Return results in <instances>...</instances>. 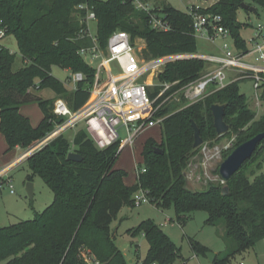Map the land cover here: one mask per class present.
Segmentation results:
<instances>
[{
	"label": "trees",
	"instance_id": "obj_1",
	"mask_svg": "<svg viewBox=\"0 0 264 264\" xmlns=\"http://www.w3.org/2000/svg\"><path fill=\"white\" fill-rule=\"evenodd\" d=\"M244 3L264 10V0H218L212 7L197 10L203 15L220 16L221 25L229 30L242 52L248 50L240 37L243 24L238 22V11ZM80 6L88 9H79ZM88 10L95 13V37L103 49L113 33L122 31L130 34L132 41L137 37L146 41L144 58L148 61L169 55L198 54L192 15L164 0H157L150 13L136 9L133 0H0V19L9 35L15 37L23 60L22 66L15 70L18 54L5 47L0 49V131L9 150L34 148L65 121L54 114L56 100H64L77 112L92 98L95 69L79 53L94 45L85 22ZM255 13L258 14V9ZM153 15L160 17L168 29H154ZM207 65L198 58L167 63L159 84L175 85L158 103L198 81ZM54 66L72 74L81 73L84 79L70 90L67 83L52 74ZM240 81L215 92L213 86L203 100L186 108L178 110L170 102L162 107L159 111V116L164 117L162 142L159 144L153 138L145 142L142 155L146 171L141 172L139 166L134 186H127L124 182L127 173L115 168L119 141L101 150L86 128L75 136L73 145L63 134L30 155L26 159L31 171L27 181L33 182L39 176L54 200L44 212L36 213L33 220L0 228V264H85L80 257L82 248L89 249L105 264H130L114 244L111 225L125 206H135L133 197L139 190L158 209H174L180 225L197 211L208 214V226L224 223V236L231 241V248L227 254L218 255L213 264H233L235 255L254 248L264 240V141L224 185L195 192L188 187L185 176L199 152L194 148L192 122L200 129L201 137L210 136L217 143L236 137L235 148L264 133V114L256 119L246 95L240 91ZM45 89L53 91L55 98L45 100L35 94ZM160 90L150 93L151 99ZM259 90L264 102V82ZM34 103L43 112L37 127L21 113L22 106ZM214 104L226 105L225 121L231 127L221 137L214 127L211 111ZM158 148L163 154L156 153ZM71 152L81 155L83 161H69ZM128 233L132 237L144 236L149 244L142 264H188L180 249L152 220L142 222ZM191 247L196 255L210 252L194 240Z\"/></svg>",
	"mask_w": 264,
	"mask_h": 264
},
{
	"label": "rangeland",
	"instance_id": "obj_2",
	"mask_svg": "<svg viewBox=\"0 0 264 264\" xmlns=\"http://www.w3.org/2000/svg\"><path fill=\"white\" fill-rule=\"evenodd\" d=\"M164 1L182 12H187L192 5L198 7H212L217 2L216 0ZM247 3H249V1H247ZM152 5L154 6V3ZM255 8L258 9V14L247 12L243 9L238 11V22L243 24V27L240 30V37L246 42L247 49L251 48V40L254 38L258 28L260 26L264 27V10L259 7ZM89 26L91 33L95 35L96 22L91 21ZM224 42L230 46L234 53L241 52L236 47L232 36L224 41L220 40L215 43L197 36V51L198 53L205 55H220L222 53L221 47ZM133 43L138 50L140 59L143 60V62H147L148 60L144 58V52L147 48L146 41L137 37L133 39ZM5 45L10 51L12 50L13 53L18 54V60L15 65V70H17L22 66L23 60L19 54L18 44L15 37H8L5 40ZM179 56L189 55H169L151 62H159L161 60ZM85 62L91 67L98 66V62H91L88 58ZM166 65L167 63L158 67L154 72H151L141 80V82L148 85L149 94L155 93L157 89H161L159 93L160 97L167 91V89L172 87V84L168 83L159 84L160 74L164 71ZM209 67H211V65L208 63L203 74L209 71ZM52 74L62 82L67 83L66 86L68 89H74L72 86L73 84L68 81L72 76L70 71L54 66L52 68ZM240 91L246 95L249 101V108L256 113V119H259L264 114V102L260 98V92L254 87V79L247 78L240 81ZM35 94L45 100H49L50 98L54 99V92L49 89L36 91ZM170 97L172 100L169 104L176 105L178 110L186 108L188 105L192 104L188 98V91L185 87L174 91ZM91 102L90 98L88 104ZM21 113L26 115V117L28 116L34 127H37L43 119V112L36 103L22 106ZM84 128L85 124L84 122H81L75 128L65 131L64 135L71 145H73L75 136ZM118 130L121 138H125V130L122 128H118ZM150 138H153L160 144L163 139L162 127L156 126L146 129L138 137L134 145L127 146L119 152L120 154L115 163V168L124 170L127 173L124 182L129 187L134 186L137 183L139 166L141 169L145 166L142 155L143 147L145 142ZM202 139L204 140L203 146H206L212 153H214L215 158L211 161H207L202 153V149L199 148L198 155L191 160L186 173V178L188 187L195 192L205 191L212 185L221 186L219 175L220 166L227 159L226 155L235 150L237 143L236 137L225 139L221 143H217L216 140L211 139L210 136H202ZM120 149L121 148L119 147V150ZM24 151H19L16 148L9 150L7 142L0 131V166H7V163L9 164L11 159L16 157V155H22ZM29 174H31V171L26 160H24L10 171L8 174L10 180L5 182L0 188V228L11 226L21 221L33 220L36 213L44 212L48 206L52 204L54 195L39 176H36L34 181L31 182L34 185V196L32 199L29 198L27 193V184L29 183L27 177ZM207 219L208 214L205 211H197L187 223L180 225L177 222V216L174 209L162 210L150 203L134 207L125 206L118 214L117 219L112 223L111 234L115 246L121 251L123 257L128 263L133 261L131 264H142L146 259L149 244L144 236L138 235L137 237H132L128 232L138 228L142 222L152 220L163 229L169 239L180 249L181 256L187 260L188 264H211L206 254L196 255L193 252L191 241L194 240L201 243L208 247L210 252L220 256L227 254L230 250L231 241L224 236V223H220L216 227L208 226L206 225ZM232 263L264 264V240L258 242L254 248L247 252L235 255Z\"/></svg>",
	"mask_w": 264,
	"mask_h": 264
},
{
	"label": "built area",
	"instance_id": "obj_3",
	"mask_svg": "<svg viewBox=\"0 0 264 264\" xmlns=\"http://www.w3.org/2000/svg\"><path fill=\"white\" fill-rule=\"evenodd\" d=\"M133 4L136 9L148 13L154 9L151 0H133ZM199 8L201 7L192 5L187 11L193 17L196 37L200 36L215 43L220 40L224 41L231 36L229 30L221 25L222 18L220 16L200 14L197 11ZM79 9H88V7L80 6ZM91 21L96 22V16L93 11L88 10L85 22L88 24V36L93 40L94 45L90 48L81 49L79 53L85 60L88 58L91 62H98V66L93 67L95 79L91 89V97L96 96L94 101L87 103L81 110L73 112L64 100H56L54 114L65 118V121L57 125L34 148L26 151L27 153L19 161L0 169V188L10 180L8 174L19 163L55 138L63 135L65 131L75 128L81 122H84L86 131L99 149H106L119 141L121 148L119 152L127 146L134 145L146 129L162 126L164 117L159 116V111L172 98L169 95L161 103L158 101L171 87L162 96L159 97L158 95L155 99H151L148 85L141 80L158 67L175 61L180 56L159 62H151L154 60L143 62L130 34L122 31L113 33L108 39L106 48L103 49L99 47L95 35L90 31L89 23ZM152 27L157 30L168 29L163 20L155 15L152 16ZM263 28V26L258 28L251 40V48L246 52L234 53L230 46L224 42L220 55L197 54L180 57L183 59L198 58L214 67L213 69L209 67V71L205 72L198 81L185 87L192 104L209 95L213 86L215 89L212 92H215L227 87L234 81L247 78L254 79V87L260 92L259 87L264 82L262 78V74H264ZM8 37H10L8 30L0 19V49L2 47L8 48L5 45V40ZM11 52L13 53L12 50ZM231 71L237 72L232 82L229 79V72ZM83 79L81 73H75L72 74L69 82L76 86ZM118 128L125 130V138H121ZM200 148L207 161L215 158V154L206 146L202 145ZM145 171V168L141 169V172ZM221 185H224L222 179ZM133 200L135 206L150 203L149 197L143 190L136 192ZM80 257L85 264H105L87 248L80 250Z\"/></svg>",
	"mask_w": 264,
	"mask_h": 264
},
{
	"label": "water",
	"instance_id": "obj_4",
	"mask_svg": "<svg viewBox=\"0 0 264 264\" xmlns=\"http://www.w3.org/2000/svg\"><path fill=\"white\" fill-rule=\"evenodd\" d=\"M242 9L249 11L251 13H255L257 10L255 7H251L245 3L242 4ZM181 59L183 58L180 57L176 58V60H181ZM211 111H212V115L214 119V127L217 135L221 137L229 133L231 127L225 121L226 105L214 104L211 107ZM192 126L194 129V137H195L194 148L199 149L204 144V141L201 137V132L197 124L195 122H192ZM263 141H264V133H260L255 137H253L252 139H250L249 141L235 148V150L229 155V157L221 164L219 169V175L222 181L224 182V184L229 182L231 178L241 170L244 164L253 157L259 145ZM156 153L163 154V150L158 148L156 150ZM68 160L72 162L81 163L83 161V158L78 153L71 152L68 155ZM27 193L29 195V198L32 199L34 196V185L31 182L27 184ZM206 256L208 257L211 264H213L218 257L217 254L212 252L206 253ZM131 263H133V261H130V264Z\"/></svg>",
	"mask_w": 264,
	"mask_h": 264
},
{
	"label": "crops",
	"instance_id": "obj_5",
	"mask_svg": "<svg viewBox=\"0 0 264 264\" xmlns=\"http://www.w3.org/2000/svg\"><path fill=\"white\" fill-rule=\"evenodd\" d=\"M156 1L157 0H151V3L153 4L154 3V6H155V4H156ZM216 1H218V0H216ZM215 1V2H216ZM206 7H209V6H204V7H202V8H206ZM198 55H205V54H200V53H198ZM211 69H213L214 67L211 65V67H210ZM236 74H237V72H235V71H231V72H229V77L231 78H229L230 80H231V82L232 81H234V79H235V77H236ZM233 75H234V77H233ZM71 85V84H70ZM73 86V85H72ZM71 87V86H70ZM73 87H75V86H73ZM36 92V91H35ZM54 98H55V94H54ZM51 99V98H50ZM22 108V107H21ZM24 116H26V115H24ZM28 117V116H27ZM17 150H19V151H24V150H22L21 148H16ZM21 149V150H20ZM27 152L26 151H24L23 153H22V155H19V156H17L16 155V157H14L13 159H11V161L9 162V164L7 163V166H0V169L1 168H5V167H8V166H10L11 164H14V163H16L17 161H19L25 154H26Z\"/></svg>",
	"mask_w": 264,
	"mask_h": 264
},
{
	"label": "bare ground",
	"instance_id": "obj_6",
	"mask_svg": "<svg viewBox=\"0 0 264 264\" xmlns=\"http://www.w3.org/2000/svg\"><path fill=\"white\" fill-rule=\"evenodd\" d=\"M94 99H95V95L92 96L91 101H94Z\"/></svg>",
	"mask_w": 264,
	"mask_h": 264
}]
</instances>
